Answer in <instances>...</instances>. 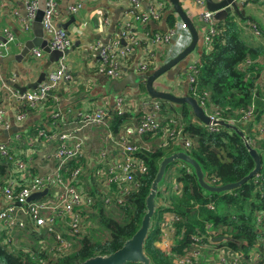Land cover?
I'll use <instances>...</instances> for the list:
<instances>
[{
  "label": "trees",
  "instance_id": "16d2710c",
  "mask_svg": "<svg viewBox=\"0 0 264 264\" xmlns=\"http://www.w3.org/2000/svg\"><path fill=\"white\" fill-rule=\"evenodd\" d=\"M165 19L169 27L174 25L175 19L172 14L165 15ZM215 27L216 32L211 37L209 50L203 51L200 56L192 89L188 93L207 110L208 114H217L225 120L236 121L241 115L240 110L253 105L251 117L245 122L236 121L235 124L260 154L261 167L256 175L245 180L238 187L229 191L214 192L204 189L199 184L193 167L183 161L191 170L180 169L176 179L182 186L178 193L171 195L166 208L156 207L157 218L144 241L143 250L150 264H177L174 259L193 250L194 243L197 242L193 236L206 232L208 225L215 229L224 227L225 230L219 234L224 236V239L221 242H210L209 239L204 238L201 242L205 246L216 244L239 249L247 260L250 258L248 253L253 249L262 253L260 251L262 245L257 248L256 242L259 237H264L262 233L264 215L262 225H259L256 219L258 214L264 213V134L259 128H255V124L264 117V95L260 96V93L264 92V85L259 82L263 74L262 70L264 71V64L259 63L261 56H264V50L260 47L248 46L244 42L242 29L234 15L228 14L226 18L215 22ZM246 59L250 62L246 67H242ZM140 88L145 91L144 85ZM124 104L129 105L128 101ZM165 107H169L181 119L177 124L168 121L165 125L169 128L176 125L180 129L168 131L169 138L166 139L165 145L164 142L162 144L160 142L157 146H139L135 153L144 161L146 171L135 174L137 185L123 195L120 203L107 204L103 199L104 191H99L95 184L92 189L85 186L93 197L88 218L93 219L94 223L97 222L107 232L106 236H98L100 231L96 233V228L93 226L87 233L77 238L70 253L53 255L43 248L44 232L27 225L21 233L24 232L30 240L29 249L26 247L13 249L6 243L7 230L0 226V263L78 264L90 257L107 255L120 248L141 225L146 211V198L159 163L173 152L167 150L170 148L168 141L170 142L171 138L185 137L190 141L191 144L186 147L185 152L198 162L205 180L212 185L238 182L254 168V160L243 139L233 129L221 126L212 129L208 124L198 121L186 103L176 105L161 100L159 111ZM28 108L30 107H25L23 110ZM129 117L130 114L125 108L123 113L110 109L109 128L113 133L119 132ZM160 127L153 132H143L141 135L146 140H150V137L157 136ZM8 150V157H0V184L4 185L12 181L14 185L12 187L18 190L25 184V179L17 175L14 164L16 160L21 159L14 156L11 147H8ZM8 161L12 163L10 169L12 172L9 176L6 175ZM75 166L76 164L72 165ZM30 167L32 166L27 167L28 171ZM209 203H213L214 208L208 207ZM165 210L171 211L178 217V220L173 222L175 240L166 252L154 244L161 233L159 223ZM263 263L264 256L258 261V264ZM125 264L142 263L126 262ZM187 264L200 263H197L193 257L192 262Z\"/></svg>",
  "mask_w": 264,
  "mask_h": 264
},
{
  "label": "crops",
  "instance_id": "0c3cea01",
  "mask_svg": "<svg viewBox=\"0 0 264 264\" xmlns=\"http://www.w3.org/2000/svg\"><path fill=\"white\" fill-rule=\"evenodd\" d=\"M25 1L26 0H0V29L8 28L15 35V40L9 45L7 50L4 51L3 55H0V107L5 110V114L10 122L9 128L3 129L0 127V142L11 147L15 157L24 161L28 166H32L29 172L32 174H42L44 169L55 166V161L52 159L51 152L58 144V141L52 140L45 142V136L36 137L37 130L43 129L45 134H50L55 131V129L71 130L73 126L78 123L76 119H78V113L80 111L104 108L109 114L110 109L117 110L118 97H123V111L124 108L127 109V113L130 114V117L123 124L119 132L113 133L111 131L107 116L105 123L86 125L82 127L81 131L78 133L82 139L83 146L80 161V164H82L84 168L82 181H85L84 187L89 186V188L92 189L90 183L91 179H93L96 185V179L92 173L94 167L96 165L107 167L108 161L110 163L122 157L118 145V141L120 140L119 136L124 134V129L126 127L135 126L138 123L142 112L141 105L143 101L152 98H148L149 96L146 91L141 90L140 86L144 84H140L135 88H127L118 91L113 89V85L111 84L112 80L121 79L130 71H134L137 76L142 75L155 69L163 61L179 53L186 45L182 38H177L170 46L169 43L164 42H160L158 44L159 46H155L151 42L146 41L145 35L146 33L151 34L168 29L169 24L165 19V15L169 13L174 16L175 22L181 21V19L172 8L169 0H162L165 3V7L161 19L159 21H149L146 24L134 21L131 12L148 9L153 5V0H137L139 6H136L134 0H57V13L55 15L56 24L67 31L72 44L67 54L60 58L58 62L50 63L49 55L44 51L40 57L34 56L33 50L39 47L31 49L25 56L20 55L24 43L28 39L33 38V30L30 21L28 29L24 28V22L26 20ZM73 2L81 3V7L74 13L68 10V5ZM180 3L183 10L189 16V19L198 27V13L201 9L205 8V5L202 7L196 5L197 7L195 8L189 0H180ZM239 6L244 9L243 18L239 17L234 12L230 14L234 15L239 23L242 29L241 32L244 42L248 46L260 47L264 50V0H239ZM105 18L108 19V24H104L103 20ZM248 22H254L259 27L261 32L259 36H255L252 33V30L247 24ZM123 31H127L130 35H133L137 39V42L133 45V52L130 58L125 63L121 64L120 76L109 77L98 70L101 66V60L98 56V52L93 47L97 45L96 42L107 44L113 40L120 39V33ZM198 32L199 41L195 49L176 66L179 70L173 75L171 90L177 95H183L185 93L189 95L188 91L190 87L188 84V75L192 74L195 77L197 73L196 67L200 61L201 54L203 51L207 52L209 50V45L208 47H204L201 43L203 31L199 29ZM182 35L185 36L186 33H182ZM121 44L128 45L129 42L127 40H121ZM167 46L169 47L167 48ZM151 48L154 50L156 58L148 65L146 72L137 73L138 70L137 67H135V63L143 61L148 50ZM18 56L19 59H15ZM59 62L65 65L67 77L63 78L58 83L50 92L47 101L41 103V106L35 108L30 107L23 110L22 104H20L16 96L18 92L11 87L10 82L14 81L19 86H27L35 82L42 71H45V79L48 72H51L59 66ZM259 63L261 65L264 64L263 55ZM137 65L138 63L136 66ZM190 65H195V72L190 71ZM262 73V75H264L263 70ZM30 90L33 89L28 87L25 92ZM262 95H264L263 91L260 93V96ZM126 101H128L129 105L124 104ZM47 102H50V104ZM21 111L25 112V117L21 121H18L16 115ZM55 111H58L63 118V120H60V117H58L56 119V124L53 123L54 117H52ZM205 111L207 113V110ZM157 117L161 127L156 137H150V140H146L143 135L132 133L126 135L125 139L127 142L136 144L138 147L157 146L160 142L162 144L169 138L170 132L168 131L180 129L176 127V125L171 128L165 125L168 121L169 123L172 121L173 124H177V122L181 120L174 111L172 112V110L169 109V107H165V109L159 111ZM263 123L264 119L257 120L255 128L261 129L264 134V128L262 127ZM31 138L35 139L32 145L30 144ZM183 138L185 137L171 138L170 142L168 141V147L170 148L167 150H172V153L178 151L185 152L186 147L184 146V140L186 138ZM102 152L106 153L105 160H102ZM73 164L76 163L71 162L70 167H72ZM181 168H185L187 171L191 170V168L181 160L173 161L167 165L164 172L166 173L164 185L161 187L158 186V192L155 198L156 207H163L161 205V196L164 198L166 192L168 193L171 191L170 195H168L169 199L171 195L179 192L182 184L177 181L176 178ZM10 169H12V163L8 161L6 167L7 176L12 172ZM97 188L101 192L104 191L101 186H97ZM156 218L155 210L153 214V223ZM164 219L165 216H163L159 223L161 233L159 239H157L154 244L160 250L166 252L169 251L170 246L163 248L159 241L164 236L169 237L170 235L171 238L169 237V240L172 244L175 238L173 236L174 231H171L166 226L169 223H163ZM24 220L31 226V223L27 219ZM22 229L16 227L10 232L13 240V244H8L10 248L17 249L26 247L29 249L30 240H28L24 232L21 233ZM162 230H164L163 234ZM215 232L217 233L215 237H219V234L222 233V231L220 232L218 230H215ZM221 237V240H212V242H221L224 236ZM43 239L49 244L54 242V238H50L47 234H44ZM216 248H218L217 251L222 254L228 251V253L225 254L227 263L232 260L233 253L242 252L239 249H232L220 245L219 247L216 246ZM215 251L216 249L214 250L212 247L211 249H203V254L197 262L200 264H209L214 261L212 264H215ZM256 253L255 249H253L248 255H250L252 259ZM209 256H212V261L208 260ZM243 264H252V261H247Z\"/></svg>",
  "mask_w": 264,
  "mask_h": 264
},
{
  "label": "built area",
  "instance_id": "2783aa9c",
  "mask_svg": "<svg viewBox=\"0 0 264 264\" xmlns=\"http://www.w3.org/2000/svg\"><path fill=\"white\" fill-rule=\"evenodd\" d=\"M153 1V5L147 10L131 12L134 21L146 24L149 21H159L161 19L165 3L162 0ZM193 1L195 5L200 7L205 5V0ZM134 3L136 6H139L137 0H134ZM80 7V2H73L68 5V10L74 13ZM37 10L38 0L25 1V29H28L29 21L32 22ZM56 13L57 0H45L41 19L44 37L47 40V45L50 49L64 51L71 47L72 41L67 31L56 24ZM212 14L213 12L206 9V7L201 9L198 13L199 26L196 28L198 31L199 29L203 31L201 43L204 47H208L212 35L216 32L215 21L212 19ZM103 22L104 24H108V19L105 18ZM247 24L255 36L261 34L259 27L254 22H248ZM182 33H186V35L183 36ZM177 38H182V40H184V43L186 44L185 47L191 40L187 25L182 20L175 22L173 26L168 27V29L164 31H157L151 34L146 33L145 35L146 41L151 42L155 46H159L158 44L160 42L169 43L170 46ZM14 40L15 35L10 29H0V55H3L4 51L7 50ZM121 40H127L129 44L122 45ZM136 42L137 39L127 31L121 32L120 39L113 40L110 43L104 44L96 42L97 45L93 48L98 52V56L101 60V66L98 70L109 77H119L121 74V64L125 63L130 58L131 53L133 52V45L136 44ZM169 46H167V48ZM42 52V48H36L33 50L35 57H40ZM155 58L156 54L154 50L152 48L149 49L145 55V59L137 62V73H144L143 71L146 72L148 65H150ZM249 62L250 60L246 59L245 63L242 64V67H246V64ZM189 69L190 71L195 72V65H190ZM65 77H67L66 67L62 62H59V66L51 72H48L45 79L42 80L35 89L21 94L16 90V92H18L16 96L19 99L20 104H22L21 106L23 108H35L41 106V103L47 101L50 92ZM194 78L195 77L192 74L188 75L190 89H192ZM259 82L264 85V75L260 77ZM123 101V97H118L117 111H119V113L123 112ZM160 104V100L143 101L141 105L142 112L138 123L135 126L126 127L124 129V134L119 136L120 140L118 141V145L122 157L110 163L108 161L107 167L102 165H96L94 167L92 173L96 179V187L101 186L104 190L103 199L105 203H120L123 200V195L137 185L135 174L144 173L146 171L144 161L137 157L135 153L139 147L136 144L128 143L125 137L132 133L142 134L146 131L153 132L160 127V121L157 117L160 110ZM252 111L253 105L245 110H240L241 115L236 121L245 122L251 117ZM5 113V110L0 107V127L3 129H7L10 126V122ZM208 115L213 119H223L217 114ZM107 116L108 112L104 108L84 110L78 113V119H76L78 123H76L71 130L55 129V131L50 134H45L43 129L37 130L36 137L45 136V142L52 140L58 141V144L51 152L52 159L55 161V166L44 169L42 174H32L27 170L28 165L25 162L22 160H16L14 165L16 167L17 175L20 176V178L25 179V184L18 190L15 187H12L14 186L12 181H9L4 185L0 184V226L7 230V244H13L12 236L10 235L12 229L16 227L20 229L25 228L28 224L24 219H27L34 229L44 232L49 235L50 238H54L52 244L44 241V239L42 240L43 248L47 249L49 253L53 255H63L72 251L77 238L81 237L85 232V223L88 218V212L93 204V197L87 192L84 187V181H82L84 168L82 167V164H80V161L83 146L82 139L78 133L81 131L82 127L86 125L105 123ZM24 117V111H21L16 115L18 121H21ZM52 117H54V124H56V119L58 117H60V120H63L58 111H55V113L52 114ZM263 119L264 117L262 120ZM225 121L233 124L236 123L234 119ZM209 126L212 129H217V127H219V125ZM262 127L264 128V123ZM171 135H173V132H171ZM30 140V144L32 145L35 139L31 138ZM165 144L166 142L163 143V145ZM190 144L189 140H184L185 147H189ZM0 156H9L8 145L2 142H0ZM101 157L102 160H105L106 153L102 152ZM71 162H75L76 166L70 167ZM90 183L92 186L94 185L93 179H91ZM43 189H47L45 196L27 201L29 195ZM161 205L164 208L167 207V205ZM208 207L214 208V204L209 203ZM263 215L264 213H260L257 216L256 222L259 225H262ZM163 216H165L163 223H169L166 226L171 231H174L173 222L178 220V217L168 210L163 212ZM215 230L221 232L225 230V228L221 227L215 229L208 225L206 227V232L193 236L194 240L199 242L194 243V249L180 255V257L175 258L174 261L177 264H187L192 262L193 257L198 261L203 254L204 248L211 249V247H213L214 250L216 249V257L214 259L215 264H226L227 259L225 254H227L228 251H225L222 254L217 251L218 248H216V246L218 245L210 244L209 246H205L201 242L204 238H207L212 242V237L217 235ZM262 233L264 234V232ZM169 237L164 236L159 241L163 248L171 246L169 240L171 237ZM256 243L258 244L257 248L259 245H262V250H260L262 252L261 254L257 252L252 259L249 258L247 260L244 259L242 252H235L233 253L232 260L228 263L243 264L247 261H252V264H258L260 258L264 256V237H259ZM208 260L212 261V256H209Z\"/></svg>",
  "mask_w": 264,
  "mask_h": 264
},
{
  "label": "water",
  "instance_id": "95a60500",
  "mask_svg": "<svg viewBox=\"0 0 264 264\" xmlns=\"http://www.w3.org/2000/svg\"><path fill=\"white\" fill-rule=\"evenodd\" d=\"M172 8L177 13L178 17L184 21L187 25V29L190 33L191 40L189 44L184 47L179 53L174 55L172 58L160 63L158 67L152 69L142 75H136L134 71H130L121 79H113L111 84L114 90L122 91L127 88L138 87V79L142 80V84L145 86V91L149 97L160 99L163 101H168L176 105L186 103L191 108V113L200 122L208 125H219L221 127H226L233 129L240 137L243 139L244 144L254 160V168L241 180L238 182H233L224 185H212L207 182L204 178V173L198 162L191 158L186 152L178 151L174 152L166 157H164L158 167V171L152 180L149 193L146 198V211L141 220V225L135 231V233L127 239L124 244L115 250L114 252L107 255H96L90 257L78 264H125L126 262H140L142 264H150L149 258L145 255L143 250V245L147 233L151 227V218L153 217L154 211L156 209V194L158 192L159 183L164 175L167 165L173 161L181 160L194 169L197 176L199 184L208 191L222 192L229 191L241 185L245 180L253 177L258 173L261 167V158L258 151L251 146L245 137L244 132L237 127L235 124L227 122L223 119H213L211 118L203 109V107L198 103V101L191 95L183 94L177 95L172 92L171 84L166 86L167 83L172 82L173 75L179 70L177 66L178 63L182 62L191 52L195 49L199 41V32L194 25V23L189 19L187 13L181 7L180 0H169ZM45 0H38V10L31 22L33 30V38L28 39L20 52L21 56H25L33 48L39 47L49 55L50 63L58 62L60 58L67 54L68 49L64 51L52 50L47 45V40L44 37L43 28L41 24V19L43 15ZM205 7L209 11H212V19L215 22L226 18L228 14L234 12L239 17H244V9L240 8L239 0H205ZM144 10H147L144 9ZM3 39V38H1ZM15 59H19V56ZM137 62L135 63L136 67ZM45 71H42L33 83L27 86H19L14 81L10 82L11 87L14 90H18L19 93H23L28 87L35 89L37 85L44 79ZM47 193V189H43L38 192H34L28 196L27 201L38 199ZM222 237H215L213 241H219ZM1 264V263H0Z\"/></svg>",
  "mask_w": 264,
  "mask_h": 264
},
{
  "label": "rangeland",
  "instance_id": "374dc122",
  "mask_svg": "<svg viewBox=\"0 0 264 264\" xmlns=\"http://www.w3.org/2000/svg\"><path fill=\"white\" fill-rule=\"evenodd\" d=\"M190 1V3L192 4V5H194V7L196 8L197 6L195 5V3H194V1L193 0H189ZM138 81V85H140V84H142V80H137ZM171 84V82L170 83H167L166 84V86H169ZM148 98H150V97H148ZM150 100H159V99H155V98H150ZM166 173H164V175H163V177H162V179H161V181H160V183H159V187H161L162 185H164V182H165V179H166ZM84 183H85V181H84ZM173 192V191H172ZM170 193H171V191H169L168 193L166 192L165 193V195H164V198L161 196V204H163V205H168V203H169V198H168V195H170ZM106 208H108V207H106ZM110 208V207H109ZM86 228H85V232H84V234L85 233H87L88 232V229H90L91 227H95L96 229H95V231H96V233L98 232V231H100V235H98V236H100V237H103V236H106L107 235V232L106 231H104L100 226H99V224L97 223V222H95L94 223V220L93 219H89V218H87L86 219ZM153 224V217L151 218V225ZM164 233V230H162V234ZM213 248V247H212ZM214 262V261H213ZM213 262H210L209 264H212ZM208 264V263H207Z\"/></svg>",
  "mask_w": 264,
  "mask_h": 264
}]
</instances>
